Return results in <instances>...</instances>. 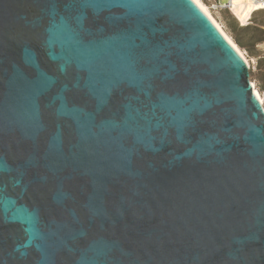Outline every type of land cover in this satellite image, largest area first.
Wrapping results in <instances>:
<instances>
[{
  "label": "water",
  "instance_id": "95a60500",
  "mask_svg": "<svg viewBox=\"0 0 264 264\" xmlns=\"http://www.w3.org/2000/svg\"><path fill=\"white\" fill-rule=\"evenodd\" d=\"M191 0H0V264H264V105Z\"/></svg>",
  "mask_w": 264,
  "mask_h": 264
},
{
  "label": "rangeland",
  "instance_id": "374dc122",
  "mask_svg": "<svg viewBox=\"0 0 264 264\" xmlns=\"http://www.w3.org/2000/svg\"><path fill=\"white\" fill-rule=\"evenodd\" d=\"M201 1L208 7L217 22L232 41L235 42L230 32V25L234 23V19H236L240 25L250 24L252 26L251 33L243 34L245 41L250 42L253 37L256 39L264 38V10L255 11V8H253L249 16L243 20L240 19L234 11L232 0ZM238 47L247 57L250 64L251 80L255 83L256 89L264 99V92L260 89L261 85L264 86V41L257 44H251L249 50L242 48L239 45Z\"/></svg>",
  "mask_w": 264,
  "mask_h": 264
},
{
  "label": "bare ground",
  "instance_id": "6f19581e",
  "mask_svg": "<svg viewBox=\"0 0 264 264\" xmlns=\"http://www.w3.org/2000/svg\"><path fill=\"white\" fill-rule=\"evenodd\" d=\"M197 4L211 18V20L214 22V24L217 26V28L225 35V37L233 44V46L237 49V51L242 56V58L245 60L247 65L250 67L249 61L247 60V57L245 56V54L238 47V45L228 37V35L225 33L223 28L220 26V24L217 22V20L213 16V14L208 9V7L201 0H198ZM232 5H233V9L236 12V14L239 16L240 19H243V20L249 16V14L251 13V11L254 8V4L252 3L251 0H248V1L247 0H232ZM255 88H256V86H255ZM257 93L260 96V99L264 105V99L262 98V95L259 93L258 90H257Z\"/></svg>",
  "mask_w": 264,
  "mask_h": 264
},
{
  "label": "trees",
  "instance_id": "16d2710c",
  "mask_svg": "<svg viewBox=\"0 0 264 264\" xmlns=\"http://www.w3.org/2000/svg\"><path fill=\"white\" fill-rule=\"evenodd\" d=\"M259 10H264V9H259ZM255 11H257V10H255ZM251 30H252V26L250 24L240 25L236 19H234V23L230 25V32H231V35H232L233 39L235 40V42L240 47L245 48L247 50L250 49L251 44H257L261 41H264V38L256 39L255 37L251 38L250 42L245 41L243 34L244 33L245 34L251 33ZM260 89L264 92V86L263 85H261Z\"/></svg>",
  "mask_w": 264,
  "mask_h": 264
},
{
  "label": "built area",
  "instance_id": "2783aa9c",
  "mask_svg": "<svg viewBox=\"0 0 264 264\" xmlns=\"http://www.w3.org/2000/svg\"><path fill=\"white\" fill-rule=\"evenodd\" d=\"M254 4V10L264 9V0H251ZM255 84V83H254Z\"/></svg>",
  "mask_w": 264,
  "mask_h": 264
},
{
  "label": "snow or ice",
  "instance_id": "6c2138e0",
  "mask_svg": "<svg viewBox=\"0 0 264 264\" xmlns=\"http://www.w3.org/2000/svg\"><path fill=\"white\" fill-rule=\"evenodd\" d=\"M191 2H192L193 4H196V3L198 2V0H191ZM2 167H3V162L0 161V168H2Z\"/></svg>",
  "mask_w": 264,
  "mask_h": 264
}]
</instances>
